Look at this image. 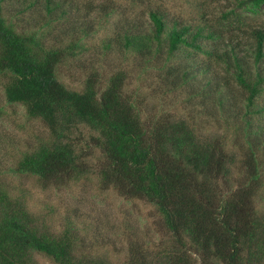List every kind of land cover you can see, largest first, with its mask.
I'll list each match as a JSON object with an SVG mask.
<instances>
[{
    "label": "trees",
    "instance_id": "obj_1",
    "mask_svg": "<svg viewBox=\"0 0 264 264\" xmlns=\"http://www.w3.org/2000/svg\"><path fill=\"white\" fill-rule=\"evenodd\" d=\"M3 1L0 86L23 118L0 107L17 130L0 168V264H264V23L243 13L264 0H234L214 20L205 0H180L182 20L156 0H127L147 12L144 29L122 27L113 6L77 22L69 0H24V12H43L20 26V10ZM236 34L251 41L250 66ZM93 49L99 56L87 60ZM115 49L123 57L106 71ZM153 85L180 89L184 109L146 110L142 89ZM193 113L225 124L213 133ZM82 182L148 203L158 238L140 240L124 223L118 255L96 219L34 191L74 196Z\"/></svg>",
    "mask_w": 264,
    "mask_h": 264
},
{
    "label": "rangeland",
    "instance_id": "obj_2",
    "mask_svg": "<svg viewBox=\"0 0 264 264\" xmlns=\"http://www.w3.org/2000/svg\"><path fill=\"white\" fill-rule=\"evenodd\" d=\"M70 1L72 7L75 8V12L70 16V19H72V17H78L77 22L79 20H90L94 22V17H97V15L99 16L100 5H103L107 8L113 6L123 10L124 20H122V27H127V24L131 26L133 24H136L137 26L138 24L143 29L150 26L147 12L141 11V9H139L141 8L139 5L131 6L127 0H69L68 2ZM145 1L147 0H144V2ZM153 1L155 0H149V3L153 4ZM233 1L234 0H205L206 4L209 6V10H212L210 13L213 15V20L217 18L221 11L234 7ZM91 2L93 5L90 7ZM156 2L157 5L155 6H158V9H163V11L166 12L167 18H174L177 20L190 18L189 13L186 12V5H183V2L180 0H156ZM24 5V0L3 1V7L7 8L9 11L12 9L20 10V26H24V20L29 23L32 19L31 16L34 17L33 15H38L43 12V8L41 6L37 8L38 10L30 8L24 12ZM243 13L247 14L251 20L264 23V4L261 5L256 12L252 13L249 11H243ZM235 38L242 42L238 46L239 54L244 57L246 64L250 66L253 58L252 49H250L251 41H247L245 37H242L239 34H236ZM99 53V50L93 49L91 54L86 56V59H94L95 61L99 56ZM122 57V53L115 49L114 52L107 57L106 61H102L106 71L113 70L118 67ZM123 68L129 71H134L137 69V66L135 63H128L123 65ZM80 70L81 69H75V72L78 74L80 73ZM251 70L254 71L255 68ZM154 87L155 85H153V88L150 89V91H148L149 89H142L143 91L145 90L144 93L149 95V98H147V101H145L144 104L146 110L151 113L158 114L161 111H172L174 108H177L178 110L184 109L179 102L176 103L174 101V99L177 101L180 100V89L168 95L161 93L158 89L154 90ZM235 89L237 91L236 87ZM172 102L174 107H171ZM2 106H4L10 112L11 116L17 121L22 120V107L20 105L9 106L5 104L2 88L0 86V107ZM202 111L203 109L200 108V113ZM193 114L198 125H201V127L205 130L214 129L213 133L220 132L225 124L221 117H219L218 120H215L214 117H208V113L200 114L199 116H197L196 113ZM35 125L40 126L39 124ZM16 132L17 130L12 126L10 121L4 117H0V168L8 165L6 154L4 153L7 142H5L4 139L10 140L13 135L15 136L17 134ZM16 180L22 183L34 184L29 182L26 178H18ZM75 190L77 193L73 196V194H70L65 189L40 192L38 189L34 188V191L37 193L36 195L48 196V199L59 203L61 207H77L79 212L83 213L84 216L88 215L89 217L96 219L100 224L102 233L106 236L103 245L106 246V240H108L110 246L106 247H109L112 252L117 253L118 255H123L127 248L125 238L123 237L124 235L122 234L124 231V223H128L133 228H137L136 231L140 240H142L141 238H145L144 235H147V237L149 236L151 239L158 238L159 235L155 226L156 213L154 208H152L148 203L141 200L131 202L124 201L113 190L97 192L93 185L88 182L80 183L77 188L75 187ZM146 218H148V221Z\"/></svg>",
    "mask_w": 264,
    "mask_h": 264
}]
</instances>
